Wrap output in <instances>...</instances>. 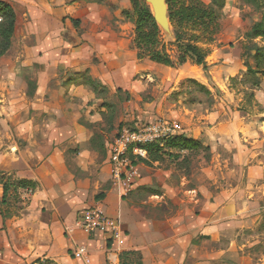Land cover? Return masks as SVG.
<instances>
[{"label":"crops","instance_id":"crops-1","mask_svg":"<svg viewBox=\"0 0 264 264\" xmlns=\"http://www.w3.org/2000/svg\"><path fill=\"white\" fill-rule=\"evenodd\" d=\"M53 1L0 0L16 15L11 46L0 58L2 90L16 81L27 90L30 71L22 64L37 68L28 104L35 113L29 116L27 110L21 119H2L0 124L8 129L0 128V142H20L15 152L0 146V176L37 185L33 192L11 190L5 203L0 185V264H120L124 251L139 253L142 264H241L245 246L238 237L253 231L264 210V151L258 150L264 135L258 134L256 122H244L252 126L250 132L232 138L183 131L211 153L223 152L214 155L216 165L206 164L192 175L194 189L182 190L186 178L179 187L168 185L164 176L171 172L153 162L156 169L137 166L140 176L124 194L112 176L108 152L103 156L93 142L104 114V103L96 98L110 89L131 95L142 87L135 79L138 66L151 73L162 66L135 57L131 71L124 66L126 55L134 53L131 40L119 38L108 21L91 19L88 11H97V4L61 0L57 7ZM84 75L86 83H81ZM203 75L213 81L209 72ZM220 176L227 180L221 183ZM138 188L155 192L136 197ZM101 193L104 197L96 200ZM90 207L120 221L124 237L119 243L74 229L80 212ZM211 239L222 240V248L211 250ZM78 247L88 250V263L73 258Z\"/></svg>","mask_w":264,"mask_h":264},{"label":"rangeland","instance_id":"rangeland-1","mask_svg":"<svg viewBox=\"0 0 264 264\" xmlns=\"http://www.w3.org/2000/svg\"><path fill=\"white\" fill-rule=\"evenodd\" d=\"M60 1L54 0L53 3L59 7ZM65 1L70 2L69 4L77 2L78 5L83 6L86 0ZM91 1L97 4V11H88L94 15L91 17L92 20L108 21L111 29L119 34V38L126 41L131 40L130 52L133 51L134 53L126 55L124 66L133 71L137 65L136 53L133 48L134 22L122 15L124 10L130 11V0ZM201 1L206 4L209 3V0ZM78 5L76 4V6ZM20 16L23 21L26 19L24 15L21 14ZM260 20L261 15L252 6L245 4L243 0H227L225 2L219 20V31L214 37V42L203 46L210 51L206 59V71L213 77L211 82L209 76L205 78L201 67L190 63L177 69L155 67L156 70L152 73L142 70V67L138 66V69H141L135 79L136 82L142 84V87L137 86L132 93L133 95L113 89L100 92L96 100L104 103V114L101 116L103 123L95 126V128L91 125L86 126L91 129L94 128V133L96 132V138L93 140L94 145L99 146L103 156H107L112 139L119 128H133L137 124H144L160 118L181 124L185 135L192 134L193 136L200 133L204 135L206 131H209L208 138L217 133L230 138L234 134L242 136L244 133L250 132V128H252L251 125H244V122H256L258 134L264 135V122H260L264 118V80L261 75L254 77L247 70V66L254 70L258 62L264 69V58H259L256 61L253 57L255 53H249L253 45L264 49V38H258L252 42L245 38V34ZM162 38L165 44L173 43L171 27L168 32L162 31ZM24 55L25 59L29 60V56L25 53ZM22 66L29 68L30 71L29 74L25 75V81L27 84L29 83L27 90L18 81L14 86L9 87L8 91L2 90L0 85V124H2V119H21L27 110L29 116L35 113L28 109V104L33 101V98L28 96V90L31 91L33 87L34 74L37 68L31 63L29 65L22 64ZM82 78L81 83H86L85 75ZM257 81L259 85L256 88L254 84ZM0 128L4 132L8 130L5 125H0ZM19 143L4 140L0 142V146L4 145L2 148L8 149L9 152H15ZM10 145L12 149H9ZM207 148L209 149V147ZM258 150L264 151V146ZM167 152L179 155L177 157H174L176 155L170 157L167 153L161 155V160L158 163L162 164L164 171L171 172L164 176V179L168 185L179 187L183 178H186L182 188L184 191L195 188L192 175L197 170L206 164L216 165L213 157L217 151L211 153L210 149L209 152L188 153L167 149ZM217 153L223 154L222 151ZM152 163L141 162L137 166L144 165L156 169ZM138 169L136 170V178L140 176ZM220 177L221 183L227 180L222 179V176ZM152 178L154 179V177ZM136 185L137 182L134 186ZM134 192L136 197L142 198L146 192L150 194L154 193L155 190L143 189L139 192L138 188ZM176 195L179 199L183 198L181 190H177ZM261 205L264 207V200L261 201ZM190 207L193 206L190 205ZM198 210L197 207L194 209L196 214H198ZM231 222L229 221V223ZM256 224L253 231L247 229L238 237L239 243L245 246L240 253L241 264H264V210L261 211ZM222 246V240L211 239L209 242L211 250L222 248ZM67 264L81 263L72 261Z\"/></svg>","mask_w":264,"mask_h":264},{"label":"trees","instance_id":"trees-1","mask_svg":"<svg viewBox=\"0 0 264 264\" xmlns=\"http://www.w3.org/2000/svg\"><path fill=\"white\" fill-rule=\"evenodd\" d=\"M14 1V0H11ZM227 0H209L206 4L201 0H166L167 17L173 31V43L165 44L162 38V30L156 24L150 7L143 0H130V11L124 10L122 15L134 22L133 48L137 60H148L149 62L177 69L186 64L199 66L203 71L207 70L206 59L210 51L204 45L214 42V37L219 31V20ZM261 15V20L255 23L249 32L245 34L248 41L264 38V0H243ZM0 57L3 56L11 46V39L16 26V15L10 5L0 3ZM264 49L253 45L250 52H254V59L264 58ZM247 70L254 77L261 75L264 80V69L259 62L253 70L247 66ZM258 87V81L254 84ZM97 89V86H94ZM34 88L28 90V96L33 95ZM264 122V118L260 120ZM120 129V128H119ZM167 149L176 152H209L207 147L200 142L187 139L184 135H178L167 139L161 144H153L146 147L147 159L138 158L139 163L159 162L161 155L167 153L170 157L176 154L168 153ZM179 155V154H177ZM174 156V157H177ZM0 185L3 189L2 203L11 190H30L33 192L37 185L29 181L11 180L10 177L0 176ZM104 194L95 197L101 200ZM120 264H142L141 256L137 252L124 251L120 254Z\"/></svg>","mask_w":264,"mask_h":264},{"label":"built area","instance_id":"built-area-1","mask_svg":"<svg viewBox=\"0 0 264 264\" xmlns=\"http://www.w3.org/2000/svg\"><path fill=\"white\" fill-rule=\"evenodd\" d=\"M178 135H183L181 124L161 118L137 124L133 128L122 127L117 131L108 149V161L112 176L119 182L124 194L131 191L137 175L138 158L147 159L146 147L161 144ZM74 229L85 236L105 235L113 244L119 243L124 237L120 221L105 215L98 207H90L80 212ZM110 251H114L113 247ZM72 256L86 263L89 262V252L84 247H78L73 251Z\"/></svg>","mask_w":264,"mask_h":264},{"label":"water","instance_id":"water-1","mask_svg":"<svg viewBox=\"0 0 264 264\" xmlns=\"http://www.w3.org/2000/svg\"><path fill=\"white\" fill-rule=\"evenodd\" d=\"M150 7L153 18L156 24L163 32H168L170 28L169 20L167 17V4L166 0H144Z\"/></svg>","mask_w":264,"mask_h":264}]
</instances>
